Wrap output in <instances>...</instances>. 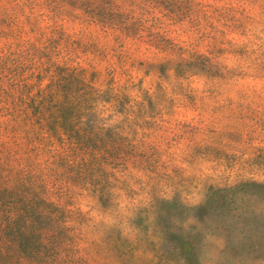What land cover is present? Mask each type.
Masks as SVG:
<instances>
[{
    "label": "rangeland",
    "instance_id": "obj_1",
    "mask_svg": "<svg viewBox=\"0 0 264 264\" xmlns=\"http://www.w3.org/2000/svg\"><path fill=\"white\" fill-rule=\"evenodd\" d=\"M0 264H264V0H0Z\"/></svg>",
    "mask_w": 264,
    "mask_h": 264
}]
</instances>
